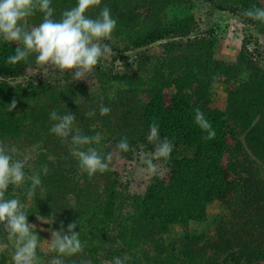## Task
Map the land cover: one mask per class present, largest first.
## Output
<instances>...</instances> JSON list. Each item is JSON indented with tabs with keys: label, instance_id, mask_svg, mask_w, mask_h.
<instances>
[{
	"label": "trees",
	"instance_id": "trees-1",
	"mask_svg": "<svg viewBox=\"0 0 264 264\" xmlns=\"http://www.w3.org/2000/svg\"><path fill=\"white\" fill-rule=\"evenodd\" d=\"M109 1L101 0L99 5L90 7L92 13L99 14L103 7L110 9L117 2L111 10L117 19L115 34L123 36L125 27L133 22L129 29L136 30V48H149L168 36H185L197 31L208 37L184 42L180 48L189 52L196 47L201 54L195 55L196 60L177 64L170 71L160 72L153 63L141 69L142 65L138 64L137 76L143 75L142 80L150 84L147 98L142 101L132 98L129 102L124 99L120 102L96 97L92 102L76 88L72 90L73 87L69 90L73 99L68 103L57 95L55 98L63 101L61 108L65 112L76 115L73 134L96 136L98 131L91 130V125L101 121V127H105L102 117L106 119L110 115L111 125L107 131L102 130L100 143L90 146L100 153L104 146L106 154L102 155L110 153L114 161L131 160L132 150L140 144H147L153 152L157 142L147 137L149 126L154 122L159 126L161 139L166 137L172 142L173 151L164 169L151 178L141 194L123 199L116 191L120 183L118 173L111 169L112 161L107 171L89 176L70 154L68 142L53 133L38 134L32 146L40 153L38 163L46 165L49 171L42 180L41 193L45 195L41 196L42 203L36 209L34 204L26 205L28 222L37 219L42 223L37 233L44 242L51 240L50 228L59 230L63 222L66 230L68 223L77 221L75 231L80 232L84 250L64 257V264H112L114 257L123 258L125 254L133 259L127 264H264V238H260L264 235V67L249 52L254 36L244 39L235 63L218 57L205 61L201 47L216 45V39L211 36L217 26L205 31L199 15L187 21H178L174 16L175 9L188 7L191 0ZM207 1L213 9L238 16L244 25L264 34V23L242 15L243 10L253 6L264 7V0ZM64 11L56 10L57 17L53 18L60 19ZM27 19L30 28L38 26L42 13L36 12ZM16 46L15 42L0 44V142L15 139L22 146L24 139L20 136L30 132L33 122L27 123L17 104L10 113L5 108L11 97L29 92L21 87L11 88L7 80L26 76L32 64L29 58L15 65L6 62ZM30 57L34 59L35 55ZM244 73L247 79L231 90L223 109L212 105L210 99L208 102L212 82L227 84ZM126 79L114 76L108 86ZM41 91L53 96L55 86H42ZM29 95L38 100L35 91ZM101 104L110 107L111 112L101 116L98 113ZM196 109L203 111L211 122L216 131L214 139H205L207 133L194 123ZM53 124L51 121L47 127ZM123 137L131 145L127 153L117 148ZM38 163L35 162L33 174L38 171ZM69 176L77 179L70 180ZM72 192L82 200L74 202L69 198ZM215 202L223 207L216 221V237L191 234L190 225L205 223L208 207ZM126 207L130 210L123 214ZM49 216L55 221L51 225L43 222ZM174 226L185 230L178 252L175 244L167 245L163 239ZM38 254L41 263L46 264L56 253L43 255L38 251ZM0 264H13V261L2 254Z\"/></svg>",
	"mask_w": 264,
	"mask_h": 264
},
{
	"label": "rangeland",
	"instance_id": "rangeland-1",
	"mask_svg": "<svg viewBox=\"0 0 264 264\" xmlns=\"http://www.w3.org/2000/svg\"><path fill=\"white\" fill-rule=\"evenodd\" d=\"M109 2H113V0ZM116 3L110 6V10L115 9ZM121 3L123 2L120 1V4ZM75 4L76 2L72 4V2L69 1L59 2V0H52L54 17H57L56 10L61 11V8L68 10L74 7ZM86 15L95 18L98 14L92 13L90 8V10H87ZM196 15H199L204 23L205 31L210 30L214 25L217 26L211 36L212 39H216V45H212L211 47L206 45V48H208H205L206 50L204 47H201L202 52H204L203 57H205V61L213 57H218L224 59L227 63H235L236 53L238 49L242 47L244 39L249 36H254L252 37L253 43L249 47V52L252 55L254 54V59L260 61V65L264 67V34H260L259 31L252 26L244 25L242 19L238 16L232 15L229 12H221L213 9L207 0H191L188 7L177 8L174 11V16L178 21H187ZM133 25V22H130L129 26L127 25L125 27L123 36L116 35V30H114L110 39L105 41L112 46L113 55L102 58L98 65L95 66L90 73L86 74L84 79L73 81L71 74L74 73L75 69L64 73L54 65H37L34 60L35 58L29 57L32 64L30 73L16 80H7L11 88L21 87V89L29 92L25 93L23 91L21 96L11 97L9 101L11 103L12 100L15 99L17 108L21 113L20 115L22 117H27V123L33 122L30 132L23 133V135L21 134L22 136H20V138L24 139L22 141V146L19 142H16L17 140L15 139H9L3 142L10 148L16 150V157L24 161L25 172L28 176L33 175V167L35 166V162L38 163L37 160L40 154L37 153V148L32 146L33 139L38 134L51 133V128L47 127V125L52 121L50 119V113L53 110L61 115L66 113L61 107L64 104L63 101L68 103L73 99L72 94L69 92L70 88L73 87L72 90L76 88L84 98L88 97L92 102L96 97L99 99L100 97H106L111 100L117 99L116 101L120 102H124L123 99L129 102L132 98H135L136 101H142L147 98L146 90L150 87V84L148 81L142 80L143 75L141 77L137 76L136 70L139 67L138 64L142 65L141 69L145 66L149 67L150 63H153L158 67L160 72L165 70L170 71L177 64L187 62L190 59L196 60L195 55L201 54L196 47L189 52L188 50L180 48L184 42L187 43L188 41H193L195 39L200 40L201 38L208 37L196 31L185 36H168L149 48H136V30L131 31L129 29ZM259 54H261V56ZM117 75L122 78L126 77L127 79L119 81L118 85L112 83L109 87V81ZM246 79L247 74L244 73L239 76L237 80L230 81V83L227 84L219 81L212 82L209 88L208 102L210 99L212 105L223 109L225 105H227L231 90L237 88L239 84ZM46 85L55 86L53 96H47L42 93V86ZM34 91L38 96L37 101L31 99L29 95ZM103 91L105 92L104 95H102ZM55 95L59 96L63 101L57 100ZM72 107H74V105H72ZM117 111L116 109V112ZM108 119H111L110 115H108L106 119L102 117V122L105 127H101L102 124L100 121L96 125H91L90 129H96L98 134L103 137L101 133L102 130L103 132L107 131L106 129L108 126L111 125V120ZM52 123H55V121H52ZM36 126H40V129H35ZM101 146L99 145L98 147ZM87 147L91 146H84L85 149ZM102 147L106 149L104 146ZM104 149L101 154H106L104 153ZM151 153L147 144H140L132 150L133 156L131 160L125 161L116 159V161H114L112 158L111 169L118 173L117 180L120 183L116 191L122 194L123 199L125 197L130 198V196H133L135 193L141 194L142 191L145 190L147 183L156 175L150 174L144 163V159L150 157ZM153 163L157 164L159 173L164 169L166 160L153 161ZM41 166L42 164H37V173L40 172ZM43 177H45V175L41 174V180H43ZM73 177L77 179L75 176H69L68 179L75 180ZM79 182L83 183L82 180ZM28 186V182L21 186H11L10 191L7 192L8 196L19 197L25 202V205L30 207L31 204H34L33 208L36 209L38 203H42L41 196L45 197V195L42 194L41 191H38L36 198L28 199L25 195ZM69 198L74 199V202L82 200V198L78 197V194L73 192ZM125 209L126 210H123V214H127L130 210L128 207ZM222 212L223 207L219 202L210 205L208 207V220L205 223H192L189 227V232L195 235H210L211 238L216 237V221ZM31 224L35 226L36 229L34 228V230L37 232L41 231L42 223H38L37 219H35V221L32 220ZM2 228L3 225H1L0 229ZM257 229H259V227ZM184 236L185 230L180 226H174L169 234L163 236V239L167 245L170 243L175 244L177 249L176 252H178L181 243H183ZM260 238H264V235ZM14 248L15 241L8 239L7 234L0 230V257L2 254H5L8 261L12 260L11 257ZM48 248L49 241H40V246L38 248L40 253L43 255H50L51 251L47 250ZM129 259L133 260L131 257H129ZM46 264H48V262H46Z\"/></svg>",
	"mask_w": 264,
	"mask_h": 264
},
{
	"label": "clouds",
	"instance_id": "clouds-1",
	"mask_svg": "<svg viewBox=\"0 0 264 264\" xmlns=\"http://www.w3.org/2000/svg\"><path fill=\"white\" fill-rule=\"evenodd\" d=\"M101 0H76L74 7L65 10L60 19H54L52 0H0V44L16 43L14 54L7 57L6 62L15 65L26 62L35 55L37 65H54L59 70L71 71L73 81L84 79L102 58L113 55L112 46L105 42L110 39L117 27V19L111 10L105 6L95 18L86 15V11ZM42 13V21L38 26L29 27L28 17ZM244 17L264 23V7L253 6L242 12ZM16 108L15 99L6 105V112ZM111 112V108L100 105L101 116ZM95 115V112L92 113ZM50 119L55 121L50 131L62 141L70 145V154L78 161L79 167L89 176L97 172H105L112 161V155H102L97 148L84 146L99 144L101 136H88L80 133L73 134L76 115L67 111L63 115L53 110ZM194 123L207 133L205 139L211 140L216 131L204 112L195 110ZM149 141L157 142L150 157L144 159L147 171L158 174V166L153 161L168 160L173 151V144L168 138L161 139L159 126L154 122L149 126ZM117 148L122 153L131 149L128 138L123 137ZM48 167L41 166V171L28 176L25 163L16 157V150L0 142V229L7 234L8 239L15 241V248L11 257L13 264H41L38 254L40 236L35 226L28 222V212L25 202L19 197L6 195L10 186H21L28 182L25 193L28 199L36 198L38 191H42L41 174L48 173ZM43 222L51 225L54 218L47 217ZM77 221L67 224L63 222L59 230L50 228L51 240L49 249L56 254L50 258L48 264H64V257L79 254L84 250V243L80 239V232L75 231ZM36 229V228H35ZM127 254L114 257L112 264H127Z\"/></svg>",
	"mask_w": 264,
	"mask_h": 264
}]
</instances>
